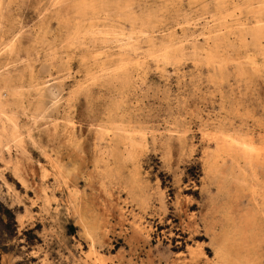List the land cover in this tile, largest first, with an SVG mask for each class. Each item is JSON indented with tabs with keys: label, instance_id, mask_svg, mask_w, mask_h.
I'll use <instances>...</instances> for the list:
<instances>
[{
	"label": "rangeland",
	"instance_id": "374dc122",
	"mask_svg": "<svg viewBox=\"0 0 264 264\" xmlns=\"http://www.w3.org/2000/svg\"><path fill=\"white\" fill-rule=\"evenodd\" d=\"M241 3L0 0L19 133L0 143V264H175L195 243L211 262L212 240L216 264H264V53L237 39ZM218 123L251 133L255 178L224 155L206 181Z\"/></svg>",
	"mask_w": 264,
	"mask_h": 264
},
{
	"label": "bare ground",
	"instance_id": "6f19581e",
	"mask_svg": "<svg viewBox=\"0 0 264 264\" xmlns=\"http://www.w3.org/2000/svg\"><path fill=\"white\" fill-rule=\"evenodd\" d=\"M253 1L254 3H252ZM236 9L238 11V17H242V16L246 17L245 21L243 20L238 21L239 18L233 21V23L236 26H238V29H239V35L237 37L239 43H241L242 45L245 44L246 36H249L250 37L249 45H251L253 48H256L259 53H264V0H242L241 5L236 7ZM247 17H250L252 19L251 25H249L248 22H246ZM219 64L220 63H218V65ZM4 94L8 96H12L14 92L11 90H6ZM4 94L3 92H0V119H1L0 143L5 141L4 142L5 144L4 143L3 144L4 146H6V149L8 150V146L10 145L7 146V144H9L10 142H6L7 138H11L12 143L14 142L17 144L16 141L18 140L17 138L19 136V133L17 132V129H16L17 125L14 119L12 118V116H9L7 113H5L6 100L3 99ZM7 124L10 125L11 129H8ZM229 131L231 133H228ZM240 133L242 134V132ZM250 135L248 134L240 135L237 129H233V128L230 130L228 129L226 130V127L223 124L218 123V125L216 126V129L214 130V135H213L214 144H215L214 150L212 151L211 155L207 157L208 159L205 158L206 159L205 169H206V176H207L206 181L211 179L212 176L216 173L217 169H219L216 163H218L220 158L223 160L224 155H228L231 157V160H232L231 172L233 170H236L237 180L241 182H246L247 179L250 180L251 178H255L253 177L256 171V166H254L256 165L255 164L256 160L254 158H256L255 156L257 154L259 155L258 151L261 149L257 147L255 141L252 140V137H250ZM19 140L21 139L19 138ZM18 142H21V141H18ZM14 147H15V144H14ZM253 155H254V158H253ZM258 155H257V158H259ZM131 173H132L131 177H134L135 173L134 172H131ZM255 176L257 175L255 174ZM132 185L134 187V184ZM135 188L137 190H140L139 184H137ZM140 191L142 195L143 194L142 187ZM142 201L143 202L146 201L144 194H143ZM210 245H213L212 249H213V255H214V259L211 260V262H209V260L204 258V253L202 251V245H198L195 243L194 246L188 250V261L182 260L177 263L175 262V264H210V263L216 264L215 260H219L221 258L220 257V254L222 253L221 248L216 247L214 245L213 240L211 241Z\"/></svg>",
	"mask_w": 264,
	"mask_h": 264
}]
</instances>
